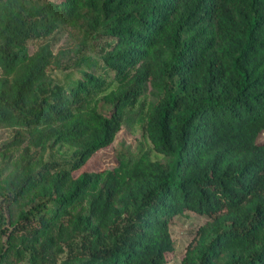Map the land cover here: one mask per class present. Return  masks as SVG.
I'll return each mask as SVG.
<instances>
[{
  "label": "trees",
  "instance_id": "obj_1",
  "mask_svg": "<svg viewBox=\"0 0 264 264\" xmlns=\"http://www.w3.org/2000/svg\"><path fill=\"white\" fill-rule=\"evenodd\" d=\"M58 27L110 39L68 83L47 73L68 51L27 47ZM0 70V127H20L1 154L26 141L0 179V264H165L184 211L212 218L181 264H264V0H0ZM148 86L145 136L168 162L141 148L102 166ZM56 145L70 158L43 161Z\"/></svg>",
  "mask_w": 264,
  "mask_h": 264
},
{
  "label": "rangeland",
  "instance_id": "obj_2",
  "mask_svg": "<svg viewBox=\"0 0 264 264\" xmlns=\"http://www.w3.org/2000/svg\"><path fill=\"white\" fill-rule=\"evenodd\" d=\"M48 0H26L28 6L43 5ZM80 37L74 28L58 27L54 32L46 37H42L36 40H30L27 43L28 51L32 53L39 45L48 42L54 53L58 50L68 51L59 60V65L51 64L47 68L48 75L54 82L68 83L72 80L81 79L83 77V71L81 68H77L75 61L77 58L88 55L98 58L101 53V48L110 41L109 38L100 36L97 32L93 33L88 42L84 46H78ZM1 74V70H0ZM109 80V79H108ZM150 87L139 98L137 105L133 109H126L122 116V126L116 133L113 142L99 150L98 158L101 161L102 166L111 167L116 163L117 154H124L126 158L135 157L139 154L141 148L151 149V145L145 136V111L150 101H156L149 93ZM113 109V106L104 102L98 103V110L105 115H109ZM20 127H0V179L12 168L11 159L18 157L19 153L26 144V141L17 148H9L6 152L12 155V158H5L1 153L7 148V142L12 140L16 136V132ZM258 141H264V131L260 133ZM33 152V151H32ZM72 149L68 146H49L43 153V161L55 162L63 164L71 156ZM151 156L153 158H159L162 162L167 163L169 158L161 155H157L151 149ZM11 195L6 193L4 196H0V211L3 213L6 223H4L5 232L10 230L12 226L7 222L8 209L7 203ZM48 205L51 206L52 202L48 201ZM30 205H27V209ZM84 207L87 209L88 200L82 201L81 206L77 209ZM18 209L12 208L13 218L16 217ZM212 217L205 215H199L193 211H184L182 214L175 215L170 220V233L174 242V250L166 253L165 264H181V260L184 256L185 250L189 244H193L198 237L197 229ZM6 239L5 233H0V245L4 244ZM18 240H16L17 242ZM63 255H60V259Z\"/></svg>",
  "mask_w": 264,
  "mask_h": 264
},
{
  "label": "built area",
  "instance_id": "obj_3",
  "mask_svg": "<svg viewBox=\"0 0 264 264\" xmlns=\"http://www.w3.org/2000/svg\"><path fill=\"white\" fill-rule=\"evenodd\" d=\"M114 138H115V137H114ZM113 165H114V164H113ZM113 165H112V166H113Z\"/></svg>",
  "mask_w": 264,
  "mask_h": 264
}]
</instances>
